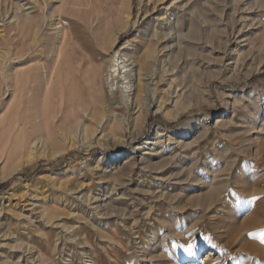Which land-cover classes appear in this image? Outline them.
<instances>
[{
    "label": "rangeland",
    "instance_id": "obj_1",
    "mask_svg": "<svg viewBox=\"0 0 264 264\" xmlns=\"http://www.w3.org/2000/svg\"><path fill=\"white\" fill-rule=\"evenodd\" d=\"M18 1L40 3L26 46ZM50 1L0 7V264H264V0H66L76 16ZM58 17L90 28L71 45ZM179 30L186 67L135 109L118 91L107 116L94 73L156 34L179 48ZM54 65L55 92L21 106L24 73Z\"/></svg>",
    "mask_w": 264,
    "mask_h": 264
},
{
    "label": "bare ground",
    "instance_id": "obj_2",
    "mask_svg": "<svg viewBox=\"0 0 264 264\" xmlns=\"http://www.w3.org/2000/svg\"><path fill=\"white\" fill-rule=\"evenodd\" d=\"M3 1L0 0V5H1L0 7H2V4L6 0L4 2ZM48 1L45 0V3H44L45 7H49L51 1L50 2H48ZM89 2H90V0H89ZM29 3L30 2H26L25 4H22L19 2V5L17 4L19 6L20 10H24L21 12H27V13L22 14V16H20V17L14 16L13 18H9L10 20H12V22L16 23L15 26H17L19 31L22 32V35H23L22 37H24V39H23L24 40L23 41L24 46H26V44H28L27 28L29 30H33V28H35L34 31L36 29H37V31L40 30L39 25L37 23L38 21L36 22V19L38 18L36 16L37 14H34V13H36V9H38L37 6H39L40 3L38 1H35L33 3V5H31V6H30L31 3L30 4ZM54 3H55V5L61 4L57 8L60 11L61 15H63L64 12H70L72 16H76L77 14L82 13V11H77L76 8L66 9L65 6L68 5L66 0H52V4H54ZM29 6H30V8H29ZM41 6H42V4H41ZM80 6H81V4H80ZM45 9H44V11H45ZM48 10H46L47 11L46 14L43 11V15H42L43 19L44 18L49 19V17H48L49 11ZM1 11H2V9H0V22H2L4 20V15L1 14ZM29 11H33V12H29ZM38 11H39V9H38ZM7 13L9 15V11ZM51 13H53V12H51ZM2 17H3V20H1ZM47 19H46V21H47ZM24 20L25 21L28 20L30 22V24H27V22H24ZM52 20H53V18H52ZM62 22H63V19H60L59 22L58 23L55 22L54 25H52V27H54L55 31H59V34H61V41L67 40V41L71 42V45H72V43H74V40H77V38L79 36H82V35L85 36V34H87V32L90 28V26L88 24H86L85 22L80 21L79 19H76V23L78 26L77 25H76V27L70 26V28L65 31L64 27L61 26ZM1 32H3V31L0 30V34H1ZM165 33L163 35H157V34L154 35V39H156L158 41V43L163 41L162 42L163 44L161 43L157 48H154V50L151 52L148 50L149 51L148 55H146L144 58L139 57L137 55V52H135L134 49L130 48L132 46L130 44L126 43L127 45L122 48L123 51H124V49H126L125 53L123 51H121L122 50L121 49L116 54H114V56H112L111 59L109 60V62H108L109 65L107 67L108 69L105 72L106 74L104 77H102L103 74L101 75L100 69H99V71H96L94 73L93 85L90 88L91 89L90 95H92L93 98H95L101 102V104L104 106V109H105L107 116L109 115L113 106L115 105L114 102L116 100V95H118L117 94L118 91L120 92V95L122 97L123 104L128 109H130V108L135 109V107L138 105L140 107L139 102H140L142 96L143 97L148 96V93L151 91V88L155 84L154 82H155V79L157 77H160V75L161 76L162 75L163 76L164 75L169 76L168 74L173 75V73L177 70L175 64L178 63V61H179V71L183 70L186 67V65H185L186 61L183 57V49H184V45L186 43V40L184 38L186 36L179 30V48H178V46H175L173 44L174 43L173 39H175V38H173V35L171 36L170 34H168V33L165 34ZM38 34H40V33H38ZM158 34H160V33H158ZM35 35H37V34H35ZM196 37L198 38L197 32L194 30L191 32L190 36L187 38V42L188 41H194L195 39H197ZM1 38H3V37L1 36ZM151 38L153 39V37H151ZM37 40H38V38L35 39L36 44H37ZM176 40H177V37H176ZM178 50H179V57H176L175 54L178 52ZM24 52H26V51H24ZM121 52H123V53H121ZM79 58L80 57L78 55H76V53L73 55V58H71L72 59L71 63L73 65L72 71L77 75L80 74V72L83 69L81 61L79 60ZM7 60H8L7 53L0 49V68L6 66L5 61H7ZM4 69L5 68H3L2 70H4ZM59 75H60V71L57 69V67H55V65H54V68L52 69V71L50 73H48V70L46 69V67L33 68V69L27 70L23 75V78L25 80L22 81L23 83H20L21 85H19V84L17 85V88H18L17 91L19 90L22 93L21 99H20V105L23 107H27V105L30 104L31 102H37L39 99V94L42 93L43 91H46V93H48L50 95L53 94L55 92V89H56L55 84L57 83V80L58 81L61 80ZM120 75H121L122 84H120V86H117L118 84H117V82L115 83V81L117 80V78L120 77ZM0 78H4L7 85H10V81H11L10 79L11 78L4 77L3 73L0 75ZM78 79H80V78H78ZM59 89H61V88L59 87ZM147 106L151 108V104L150 105L148 104ZM164 133L165 132H158V137L162 138L165 135Z\"/></svg>",
    "mask_w": 264,
    "mask_h": 264
},
{
    "label": "snow or ice",
    "instance_id": "obj_3",
    "mask_svg": "<svg viewBox=\"0 0 264 264\" xmlns=\"http://www.w3.org/2000/svg\"><path fill=\"white\" fill-rule=\"evenodd\" d=\"M261 242L264 243V234L261 235Z\"/></svg>",
    "mask_w": 264,
    "mask_h": 264
},
{
    "label": "trees",
    "instance_id": "obj_4",
    "mask_svg": "<svg viewBox=\"0 0 264 264\" xmlns=\"http://www.w3.org/2000/svg\"><path fill=\"white\" fill-rule=\"evenodd\" d=\"M3 186V185H2Z\"/></svg>",
    "mask_w": 264,
    "mask_h": 264
}]
</instances>
